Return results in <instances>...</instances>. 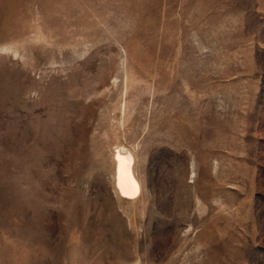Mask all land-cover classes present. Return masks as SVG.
I'll return each instance as SVG.
<instances>
[{
  "label": "rangeland",
  "instance_id": "rangeland-1",
  "mask_svg": "<svg viewBox=\"0 0 264 264\" xmlns=\"http://www.w3.org/2000/svg\"><path fill=\"white\" fill-rule=\"evenodd\" d=\"M0 264H264V0H0Z\"/></svg>",
  "mask_w": 264,
  "mask_h": 264
},
{
  "label": "bare ground",
  "instance_id": "bare-ground-1",
  "mask_svg": "<svg viewBox=\"0 0 264 264\" xmlns=\"http://www.w3.org/2000/svg\"><path fill=\"white\" fill-rule=\"evenodd\" d=\"M116 186L123 196H132L139 190V180L134 169V156L125 148L117 155Z\"/></svg>",
  "mask_w": 264,
  "mask_h": 264
}]
</instances>
